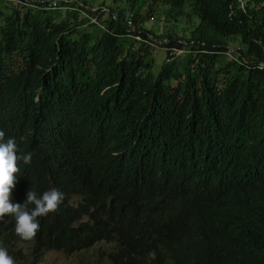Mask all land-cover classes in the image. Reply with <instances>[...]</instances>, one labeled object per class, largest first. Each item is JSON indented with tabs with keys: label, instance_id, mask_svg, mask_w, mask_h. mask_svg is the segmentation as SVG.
<instances>
[{
	"label": "trees",
	"instance_id": "obj_1",
	"mask_svg": "<svg viewBox=\"0 0 264 264\" xmlns=\"http://www.w3.org/2000/svg\"><path fill=\"white\" fill-rule=\"evenodd\" d=\"M22 1L0 10V142L31 154L11 202L64 198L30 240L0 220L14 264L99 241L104 264H264V0H145L198 20L157 75L138 0Z\"/></svg>",
	"mask_w": 264,
	"mask_h": 264
},
{
	"label": "rangeland",
	"instance_id": "obj_2",
	"mask_svg": "<svg viewBox=\"0 0 264 264\" xmlns=\"http://www.w3.org/2000/svg\"><path fill=\"white\" fill-rule=\"evenodd\" d=\"M57 1H58L57 11L60 13H63L66 10L71 11V9L72 11H74V8H77V10L81 9L78 8V1H82V0H57ZM144 1L145 0H138L137 2L138 10L144 13L145 17L149 15V11H152L150 14L154 16L151 17L150 20L145 21L144 26L147 30H151L161 35V37L156 38L155 36H152L151 33H149L148 34L149 37L147 38L152 42L150 47L149 58L153 59L154 73L157 75L160 72L163 63L168 61V54H167L168 50L167 47L164 46L165 44H163V43H167V40L163 37L168 32H171L172 34H175L177 36L190 35L192 29L195 27L198 20L195 16H189L187 12L182 13L177 9H173L169 5H165L160 2L159 4V3H149V1L148 2H144ZM87 2L89 4H95L96 6L105 3L107 5H112L113 7H117L121 4V2L112 3L111 0H87ZM22 3H23L22 0L0 1V10L11 12L13 8L17 7L18 4H22ZM35 3H38V0H31L30 2H28V5L32 6ZM141 18H143L142 15ZM153 39H156L158 41H154ZM182 40L186 42V40L184 39ZM134 45L135 48L137 49L138 44L134 43ZM237 46H238V42L235 44V48L233 47V50H235L236 52H237ZM145 48L146 46L142 45L141 51L143 52ZM171 50L174 51L176 49L172 48ZM183 54H182V50H179L176 56L178 55L179 57H182ZM113 247H114V243L108 241L98 242L95 246L81 252V254H83L84 257L80 261L75 260V253L71 255L62 251L50 250L45 253L43 260L45 264H104L101 256H107L106 251L112 249Z\"/></svg>",
	"mask_w": 264,
	"mask_h": 264
},
{
	"label": "clouds",
	"instance_id": "obj_3",
	"mask_svg": "<svg viewBox=\"0 0 264 264\" xmlns=\"http://www.w3.org/2000/svg\"><path fill=\"white\" fill-rule=\"evenodd\" d=\"M52 1H50L49 8H51ZM4 136L5 133L0 131V141H3ZM21 159L27 164L31 160V154L18 156L14 138L0 142V220H3L6 214L13 216L15 233L23 240H30L35 237L39 229L37 218L55 211L64 196L55 188L43 192L40 196L30 190L26 194L27 198L23 205L13 204L11 193L17 181V173L20 170L18 160ZM28 205L33 207L29 209ZM0 264H14L13 258L4 247H0Z\"/></svg>",
	"mask_w": 264,
	"mask_h": 264
},
{
	"label": "built area",
	"instance_id": "obj_4",
	"mask_svg": "<svg viewBox=\"0 0 264 264\" xmlns=\"http://www.w3.org/2000/svg\"><path fill=\"white\" fill-rule=\"evenodd\" d=\"M51 8H52V9H54V8H58V1H57V0H53V1H52Z\"/></svg>",
	"mask_w": 264,
	"mask_h": 264
}]
</instances>
